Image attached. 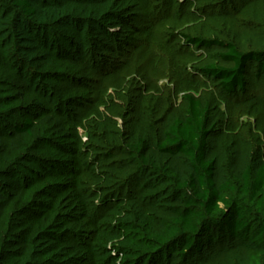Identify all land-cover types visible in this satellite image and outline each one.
<instances>
[{"label":"rangeland","instance_id":"obj_1","mask_svg":"<svg viewBox=\"0 0 264 264\" xmlns=\"http://www.w3.org/2000/svg\"><path fill=\"white\" fill-rule=\"evenodd\" d=\"M13 1L0 0V264H109L98 239L122 220L140 235L128 261L152 256L156 249L144 237L170 225L171 210L181 205L175 187L191 174L182 156L157 149L169 124L185 116L184 95L210 105L206 159L214 161L216 185L229 183L226 199L251 210L253 230L264 227L253 201L238 192L244 168L264 164V76L250 63L245 91L226 94L199 72L205 64L231 67L218 58L224 50L186 41L231 43L241 53L264 56V0H27L35 10L30 21ZM57 41L66 50L71 42L65 66L53 61ZM96 55L109 61L102 75L93 69L100 66ZM62 75L80 81L75 86L82 101L67 110H57ZM29 114L34 137L15 134L13 126ZM48 114L59 121L57 128L40 124ZM72 128L79 153L75 161H63L79 184L60 198L53 193L59 185L43 180L34 163L59 159L43 143L69 146ZM141 139L148 146L144 157L158 171L139 169L138 159L129 156L128 146ZM75 195L83 198L84 212L76 208ZM44 202L53 208L50 219L39 207ZM219 208L214 219L228 210ZM53 220L67 232L59 248L41 237V228ZM115 244L107 243L111 256ZM187 259L172 256L170 264H264V248L228 240Z\"/></svg>","mask_w":264,"mask_h":264},{"label":"trees","instance_id":"obj_2","mask_svg":"<svg viewBox=\"0 0 264 264\" xmlns=\"http://www.w3.org/2000/svg\"><path fill=\"white\" fill-rule=\"evenodd\" d=\"M58 1L63 4L66 0ZM74 1L76 2L77 0ZM12 6L19 11L21 16L29 19V21L35 15V10L31 8L27 0H14ZM80 36L81 33L78 34V37ZM105 36L108 37L110 34L105 32ZM186 41L187 44L194 47H217L224 50L223 53L219 54L218 58L230 64L231 67L205 64L204 67L199 69V72L201 76L215 80L220 89L226 94L235 95L238 92L242 93L245 91V75L248 64L250 63L255 62L259 75L264 76V56L260 53H241L237 46L231 43L223 44L222 42L201 41L188 37ZM67 44L71 49V42L69 41ZM69 47L67 50L63 49L64 47L58 45V41L52 44L51 49L57 50L59 57L53 60L56 65L60 60L61 62L58 63L60 66H65L68 63V57H72V54L70 55L68 53ZM96 56L95 59L99 61L96 63L101 67L98 65L99 67L94 66L93 69L97 74L102 75V72L107 70L106 64L109 61L99 55ZM70 78L69 75H62L58 79L62 85V89L60 90H63V98L57 103V110L64 107H66V110L73 108L74 105L82 101L80 90L75 86L76 84L79 85L78 82L80 81L77 79H71L73 80L71 81ZM53 79L52 77L50 78V80ZM50 98L53 100L52 95ZM184 100L186 102V108L184 110L185 116L174 119L167 127L160 143L157 144L158 151L166 155L171 157L176 155L182 156L187 161L191 170L188 180L182 184H177L173 193L174 198H177L181 205L171 210L174 218L170 225H163L164 229L159 235L144 237L146 246L156 249V251L152 256L148 254L141 262L137 261L134 263V261H128V252L133 249L138 250L139 246L137 242L140 240V235L134 236L130 233L134 230L132 222L125 223L122 220L118 223V228L115 226L109 227L110 231L104 232L102 238L98 239L99 245L103 247L104 251L108 252L109 264H115V261L118 259L124 261L122 264H170L172 256L181 257L185 259L186 263L189 261L187 259L188 257L193 258V256H199L206 249H210L212 245H222L228 240L239 241L250 245L254 244L264 248V227L259 225L256 230H253L250 220L251 210L242 207L238 201L226 199L225 194L231 190L229 183L226 182L219 186L215 183L213 177L214 161L206 159L208 148L206 141L212 130L208 124L210 105L207 103L203 104L200 99L193 95H184ZM67 113L68 111H65L66 115ZM26 117L22 123L13 126V131L20 136L34 137L35 121L30 114L26 115ZM57 121L56 119L54 120L53 116L48 114L42 115L39 122L40 124L45 122L46 126L50 128L53 126L57 128L59 123ZM71 130L73 134L68 138L66 137L69 146L63 143L59 146L43 143L51 149H55L59 155V159L49 162L46 165L43 164L44 166L38 162L34 163L42 170V174H44L43 180L52 179L59 185L53 193L54 195L57 193V197L60 198L67 194V192L74 193L75 188L79 184L76 176L68 173L69 168L63 161L67 160V158L75 161L79 153L76 147L77 141L79 140L78 132L74 128ZM63 142H66L65 137ZM147 150L148 146L144 139L138 140L135 144L129 145L127 148L129 156L138 159L140 163L139 169L149 168L150 170L158 171L144 157ZM240 176L239 194L244 197H249L253 201V206L257 214H260L264 219V164L256 168L247 165ZM141 183L137 182L135 187L138 188ZM50 195L47 193L44 197L50 198ZM144 199L140 201L141 204L144 202ZM74 201L76 208L80 207L83 212L86 210L87 206L82 197L75 195ZM220 205L226 206L228 210L221 218L214 219L215 215L221 212ZM39 207L45 209L43 215L47 219L54 216L53 208H49L45 202L40 203ZM102 207L100 205L97 206L99 210H103ZM116 212L119 216L124 213L122 210L117 209ZM61 228L62 226H55L54 220L49 225L41 228L40 231L43 241H51L55 248H59L62 245V239L66 238L65 234L67 233L66 231H61ZM126 233L127 236L125 237ZM111 241H116L117 243L114 247L116 252L114 256H111L107 248V243ZM54 263L53 260L46 262V264ZM90 264L98 263L93 260Z\"/></svg>","mask_w":264,"mask_h":264}]
</instances>
